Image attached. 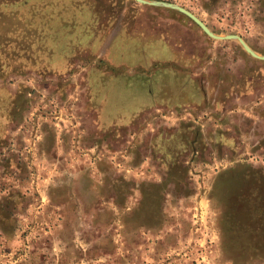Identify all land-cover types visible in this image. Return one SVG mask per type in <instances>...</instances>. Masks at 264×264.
Segmentation results:
<instances>
[{
	"label": "rangeland",
	"instance_id": "rangeland-1",
	"mask_svg": "<svg viewBox=\"0 0 264 264\" xmlns=\"http://www.w3.org/2000/svg\"><path fill=\"white\" fill-rule=\"evenodd\" d=\"M264 55V0H157ZM0 264H264V59L137 0H0Z\"/></svg>",
	"mask_w": 264,
	"mask_h": 264
},
{
	"label": "water",
	"instance_id": "water-1",
	"mask_svg": "<svg viewBox=\"0 0 264 264\" xmlns=\"http://www.w3.org/2000/svg\"><path fill=\"white\" fill-rule=\"evenodd\" d=\"M141 3H148V4H154V5H164L172 8H176L183 13L187 14L189 17H191L196 23H198L210 36L217 38V39H235L237 40L250 54H252L255 57L264 59V55H261L257 53L253 48L247 43V41L240 35L235 34H228V35H218L211 31V29L206 25V23L200 19L197 15H195L192 11L188 10L185 7H182L175 3H169L164 1H157V0H137Z\"/></svg>",
	"mask_w": 264,
	"mask_h": 264
}]
</instances>
